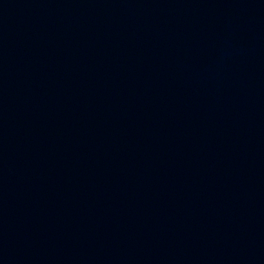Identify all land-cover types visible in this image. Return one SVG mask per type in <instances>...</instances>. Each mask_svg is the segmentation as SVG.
I'll return each mask as SVG.
<instances>
[{
	"label": "water",
	"instance_id": "95a60500",
	"mask_svg": "<svg viewBox=\"0 0 264 264\" xmlns=\"http://www.w3.org/2000/svg\"><path fill=\"white\" fill-rule=\"evenodd\" d=\"M0 264H264V0H0Z\"/></svg>",
	"mask_w": 264,
	"mask_h": 264
}]
</instances>
